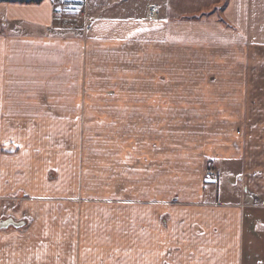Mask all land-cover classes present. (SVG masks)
I'll return each instance as SVG.
<instances>
[{"label":"crops","instance_id":"obj_1","mask_svg":"<svg viewBox=\"0 0 264 264\" xmlns=\"http://www.w3.org/2000/svg\"><path fill=\"white\" fill-rule=\"evenodd\" d=\"M0 21V264H264V0Z\"/></svg>","mask_w":264,"mask_h":264},{"label":"rangeland","instance_id":"obj_2","mask_svg":"<svg viewBox=\"0 0 264 264\" xmlns=\"http://www.w3.org/2000/svg\"><path fill=\"white\" fill-rule=\"evenodd\" d=\"M65 0H60L64 2ZM159 4L162 10L165 8L171 14L195 13L198 14L204 9H209L222 0H153ZM152 7V6H150ZM149 8V7H148ZM148 12V10H147ZM82 17V16H81ZM199 18V16L194 17ZM4 22L0 21V31L5 30Z\"/></svg>","mask_w":264,"mask_h":264},{"label":"built area","instance_id":"obj_3","mask_svg":"<svg viewBox=\"0 0 264 264\" xmlns=\"http://www.w3.org/2000/svg\"><path fill=\"white\" fill-rule=\"evenodd\" d=\"M158 16V11L156 7H149L148 8V17L150 19H155ZM207 177L210 181H216L217 180V173L216 170L212 167L209 166L207 169Z\"/></svg>","mask_w":264,"mask_h":264},{"label":"trees","instance_id":"obj_4","mask_svg":"<svg viewBox=\"0 0 264 264\" xmlns=\"http://www.w3.org/2000/svg\"><path fill=\"white\" fill-rule=\"evenodd\" d=\"M44 0H0V4L5 3H21V4H39Z\"/></svg>","mask_w":264,"mask_h":264},{"label":"water","instance_id":"obj_5","mask_svg":"<svg viewBox=\"0 0 264 264\" xmlns=\"http://www.w3.org/2000/svg\"><path fill=\"white\" fill-rule=\"evenodd\" d=\"M24 223H15L13 220L3 221L0 223V230L7 229L9 227L21 228Z\"/></svg>","mask_w":264,"mask_h":264},{"label":"flooded vegetation","instance_id":"obj_6","mask_svg":"<svg viewBox=\"0 0 264 264\" xmlns=\"http://www.w3.org/2000/svg\"><path fill=\"white\" fill-rule=\"evenodd\" d=\"M8 220H13V219H11V218H9V219H6V220H3V221H8ZM3 221H1V222H3ZM15 223H18V222H16L15 220H13ZM0 222V223H1Z\"/></svg>","mask_w":264,"mask_h":264}]
</instances>
